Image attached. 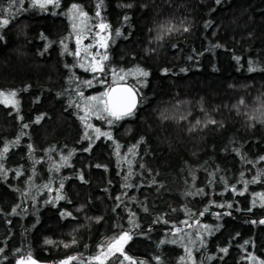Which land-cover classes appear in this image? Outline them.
I'll use <instances>...</instances> for the list:
<instances>
[{"label":"trees","instance_id":"1","mask_svg":"<svg viewBox=\"0 0 264 264\" xmlns=\"http://www.w3.org/2000/svg\"><path fill=\"white\" fill-rule=\"evenodd\" d=\"M74 4L107 25L102 72L70 50ZM5 18L0 264H100L124 234L104 264H264V0H0ZM117 83L133 114L82 121Z\"/></svg>","mask_w":264,"mask_h":264},{"label":"snow or ice","instance_id":"2","mask_svg":"<svg viewBox=\"0 0 264 264\" xmlns=\"http://www.w3.org/2000/svg\"><path fill=\"white\" fill-rule=\"evenodd\" d=\"M11 2H15V0H11ZM19 2L22 4L23 0H19ZM219 2V0H217ZM31 3L33 6H38L41 9H44L46 5L52 4L55 7H59V0H31ZM131 5H129L130 7ZM97 7L99 8L100 5L98 4ZM73 9H76L79 11V14L81 16H85V13H83L82 10L78 9L77 5L72 6ZM7 11V10H5ZM97 16L100 15L99 11H97ZM9 23V20L7 18L0 20V27H5ZM107 25L105 24H100L99 28L101 31L106 28ZM171 31V29H169ZM187 31V29H185ZM119 35V32L117 31L116 33ZM104 38L101 37L100 39V46L104 47L106 46L104 43ZM77 43L79 45L80 40L78 38ZM92 47V45H88L85 48V51L87 52V48ZM219 47V45H217ZM79 52H77V55ZM100 53H95L92 54V63L90 65L91 70L93 72L100 71L102 72L104 70L103 66V61L107 60V55H103L100 57V60H96V56H99ZM237 60L239 59L238 57L236 58ZM252 70V69H250ZM135 72L138 75L146 77L148 75L147 72L143 71L142 69L137 68ZM115 75V72H114ZM120 79H123V77H120ZM86 84L89 86L92 85V81H86ZM79 95L83 98V93H79ZM16 96L15 92L8 93L5 95V93L0 92V103L7 104L9 102L10 98H14ZM91 102V103H89ZM13 105L18 103L15 100H12ZM102 106V107H98ZM136 107V96H135V91L132 88H109L107 91L104 93H101L100 96H91L85 98V108L82 109L85 111V116L80 117L82 121H86L88 115L92 112H95L96 118L97 119H102L103 116L101 113L105 114L108 117H111L112 120H120L124 118L125 116H129L133 114V110ZM112 120H109V123H112ZM211 123H214V121H210ZM199 123V121H198ZM86 127L91 128V124H86ZM96 131L99 133V129H96ZM103 134V133H101ZM106 135V134H103ZM5 152H7V148L4 149ZM65 160L67 159L66 157L64 158ZM62 198V197H60ZM264 223V221H262ZM126 239H130V237L127 236V234H124L120 236L118 239L114 240L112 243L109 244L108 246V253H115L119 252L120 254H123V243L126 242ZM223 251H227L226 249H223ZM108 253H101V256H103L105 259L107 258ZM101 256H96L93 257L92 259L97 260L100 262V264H104L103 259H101ZM125 259H128L127 256H125ZM254 259V257H253ZM17 264H36L34 260H32L31 256L29 255L26 260H21L18 261Z\"/></svg>","mask_w":264,"mask_h":264},{"label":"rangeland","instance_id":"3","mask_svg":"<svg viewBox=\"0 0 264 264\" xmlns=\"http://www.w3.org/2000/svg\"><path fill=\"white\" fill-rule=\"evenodd\" d=\"M79 9V8H78ZM81 10V9H79ZM84 13V12H83ZM68 19L70 21V31H71V42L72 44H70V50L73 54V57L75 58V60H77V65L83 69V70H89L91 72H93L91 70V63H92V54L95 53H100L99 56H96V60H100V57L105 54V50L107 48L108 42H109V33L107 32V30L104 28L102 31L99 28V25L94 26L93 23L91 22V20L85 15V16H81L79 14V11L76 9L71 8L69 10V14H68ZM101 37L104 38L103 43L106 45L104 47L100 46V39ZM80 40V43L78 45L77 40ZM88 45H92V47L87 48V52L85 51V48ZM69 44L66 45L65 48H68ZM69 50V51H70ZM77 52H79V54L77 55ZM79 63V64H78ZM125 75V74H124ZM123 74H118L115 76V81L120 80V77H124ZM126 76H132V77H136V76H140L138 75L135 71L133 72H128L126 74ZM101 85V84H99ZM101 93L103 92H99V93H95V94H91L90 96H86L87 97H91V96H100ZM7 95V94H5ZM14 98H10L9 102L7 104L2 103L5 106L8 107H15L12 103V100H17ZM85 98L81 100V106L84 109L85 108ZM2 99V98H0ZM91 103V102H89ZM98 107H102V106H98ZM101 115L103 116L102 120H104V125L107 126L109 125V120H112L111 117L106 116L105 114L101 113ZM96 117L95 112H92L88 115V117ZM113 121V120H112ZM87 124H93V122L91 123H87ZM96 129H99V133L96 131ZM92 134L97 137L101 131L100 128L96 125H94L92 128ZM259 264H261L260 262H258Z\"/></svg>","mask_w":264,"mask_h":264},{"label":"water","instance_id":"4","mask_svg":"<svg viewBox=\"0 0 264 264\" xmlns=\"http://www.w3.org/2000/svg\"><path fill=\"white\" fill-rule=\"evenodd\" d=\"M110 88H132V89H134L133 87H131L130 85H128L126 83H117V84L112 85ZM134 91H135V89H134ZM135 96H136V107L134 108L133 112L137 108L138 101H139L138 94H137L136 91H135ZM32 260H34L36 262V264H48L46 262H41V261H38V260H35V259H32Z\"/></svg>","mask_w":264,"mask_h":264}]
</instances>
